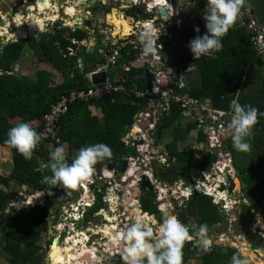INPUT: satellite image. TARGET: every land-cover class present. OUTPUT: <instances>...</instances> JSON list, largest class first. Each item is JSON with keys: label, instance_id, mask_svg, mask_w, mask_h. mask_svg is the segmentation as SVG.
Returning a JSON list of instances; mask_svg holds the SVG:
<instances>
[{"label": "trees", "instance_id": "16d2710c", "mask_svg": "<svg viewBox=\"0 0 264 264\" xmlns=\"http://www.w3.org/2000/svg\"><path fill=\"white\" fill-rule=\"evenodd\" d=\"M20 2L21 0H19ZM192 2L198 10L204 11L206 9L207 0H193ZM99 3L102 5L101 2ZM248 3L255 13V15L253 13L254 17L260 19L259 21L264 27V0H248ZM139 5L132 6L131 10H128V16L136 17L138 15L137 18L143 19V11ZM116 13L115 11L110 12L107 19L119 31ZM184 24L187 27V21ZM54 26H59V23ZM246 29L245 23L231 26L222 38V49L211 57L202 56L199 59H193L188 44L195 36L205 34V25L202 26L201 34L195 33L192 29H183V31L172 29L171 41L163 40L165 46L170 49L171 63L179 68L190 64L195 67L194 71L186 77V84L188 85L183 92L187 91L189 96L201 101L208 99L210 107L225 112H230L229 104L234 98L238 99L241 105H251L256 107L259 112H264V68L262 65L264 55L258 52L254 44L256 33L254 31L246 32ZM85 37L86 33L83 30L76 29L69 33L67 29L57 30L55 27L52 31L38 36L37 46L43 54L40 60L49 64L62 75L63 81L59 85L51 84L52 74L48 71H38L35 74V79L25 75L17 78L13 75L15 72L13 64L20 60L29 39L26 40L27 38H25L6 44L0 43V146L3 147L0 148V151L7 157L8 152L4 148L9 149L12 165L9 174L0 177V185L3 186L0 188L1 247L8 264H42L41 245L44 242L50 243L41 237V232L46 228V217L49 212L48 203L50 202L45 201L43 205L36 204L31 209L22 207L21 210H16L12 208L6 212L10 194L5 190L11 189L10 182H13L14 185L17 183L16 185L20 188L26 187L27 191H43L49 199L57 193L52 192L54 186L44 182V176L51 175V173L47 168L42 169L41 165L48 163L49 153L55 147L61 145L65 147L66 158L70 163L81 147L95 143L107 144L112 150V157L98 163L95 168H100L109 161L130 155V150L121 139L131 125L134 114L139 110L140 101L123 97L119 93L94 102L95 108L101 112V118L92 115L90 103L78 101L72 103L60 122L58 134L60 143H55V138L51 137L50 141L53 144L51 148L41 144L39 150H34L31 160H25L14 148H10L4 143L7 138L6 133L12 126L21 121L33 124L47 111L50 102L56 100L58 96L66 94L74 88L84 90L88 86L85 74L92 70L97 63L102 62L98 51L95 49L87 51L85 47L72 46L71 48L76 50V55L69 57L66 54L70 39L81 42ZM126 53V50H122L117 63L119 67L133 59L132 55L128 56ZM78 59L82 64L81 71L76 66ZM137 69H132L130 75L144 71V67ZM191 74L197 75V83L189 78ZM246 77H252V82L245 83ZM135 82L139 88L143 87L142 80ZM18 117L20 120L17 123H11L14 118ZM181 118V111L177 109L176 105H173L170 114L165 116L159 125H156L154 132L156 139L165 136L163 132L165 130L166 136L172 135V137L170 136L172 141L166 146L167 161L170 163L169 168L171 169L168 168L161 172V177L169 184L188 175L190 167L195 164L194 154L197 153V161L202 159V164L205 163L204 160H209V162L212 160L211 157H199L200 151L197 150L179 151L177 149L178 142L183 141L186 136L185 130H183L184 134L173 130V124L175 122L180 123ZM35 130L38 133V129L35 128ZM226 131L228 134L231 133L228 129ZM248 139L251 144L250 152L235 150L230 136L224 149L229 151L233 158V166L239 180L244 185L242 190L246 198L248 200L256 198L259 203V201H264V116H258V122L253 126L251 137ZM198 142L204 146L205 136L202 133L198 135ZM174 163L176 168L172 169ZM198 165L202 167L199 163ZM230 185L233 186L232 183ZM198 188L199 191H202L201 193L214 195L217 196L216 199H219L218 188L211 193H207L200 186ZM98 200H101L99 196ZM258 203H254L255 208ZM101 205L99 201L93 210L95 211ZM216 207L211 203L210 197L193 194L190 199L179 206V212L176 216L181 223L187 226L189 223L195 224V230H189L190 235L193 236L201 224H206L210 237L211 228L223 221L222 215ZM242 208V215H251L248 207L242 205ZM141 210L144 213L158 214L156 205L152 203L149 193L141 198ZM55 213L58 217L59 212ZM9 214L13 215L11 223L4 219ZM91 215V212H87L85 221L89 220ZM159 219L161 221V218ZM225 246L217 245L213 240L209 251L203 252L201 246L194 247L192 241H187L183 248V264L191 259H196L200 262L199 264H232V257L236 250ZM119 258L121 257L113 260L114 264H124L123 260Z\"/></svg>", "mask_w": 264, "mask_h": 264}, {"label": "clouds", "instance_id": "9594fccd", "mask_svg": "<svg viewBox=\"0 0 264 264\" xmlns=\"http://www.w3.org/2000/svg\"><path fill=\"white\" fill-rule=\"evenodd\" d=\"M244 2L245 0H207V6L202 16L206 32L202 36H195L188 44V48L193 59H199L202 56L211 57L222 49V38L236 21ZM194 31L199 32V28H195ZM41 34L42 33H40V35ZM158 36L153 35L152 29H149L147 32L139 36V40L141 41V60L149 57L155 52L154 45L157 42ZM157 53L158 52H156V55ZM229 108L230 120L228 122V130L231 132L232 145L234 149L239 152H250L251 144L248 138L252 134L253 126L258 122V116H264V112H259L256 107L251 105H241L238 99L235 98L230 101ZM42 135V133H37L30 122L21 121L7 131V138L4 143L10 148H14L16 152L25 160H31L33 158L34 150L42 139ZM111 157L112 150L107 144L95 143L78 149L75 156L69 163L66 158L65 147L63 145L55 147L49 153L48 163L46 165H41L42 169L47 168L51 173V175L44 176V182L52 186L58 185L63 189L74 190L85 182H90L92 175L97 170L98 175L101 178L100 182L103 184V193L98 194V196L101 198L102 195L106 193L104 199L115 203L116 196L114 194V190L109 188L108 182L113 184L121 177H124L126 179L125 183H131L132 181H135V178L133 173L128 168V163L123 173L118 172L116 168H112L111 170L107 169V165L109 163L116 160H125L123 159L124 157L109 161L106 166L95 168V165L106 159H110ZM137 174H139V178L141 179L140 181H142V178H147V180H149L148 178L150 174H148L147 177L146 174L142 173V171ZM231 183L234 185L232 181ZM110 187H113V185ZM196 187L199 189L198 184ZM172 191L179 193V191H183V188L182 190L174 189ZM186 191L188 195L192 194L189 188H187ZM152 192H154V195L160 201L168 199L167 194H165V196H163V192L158 194L157 188H155ZM29 194L33 196L36 195L34 193ZM218 195L222 197L221 199H218V204L219 202L221 203L220 207H222L221 210H223L225 203L228 204V201H226L228 193L221 192ZM98 196L95 200H89L85 197L83 198V201L78 199L76 202L77 204L72 205L71 207H69L68 204L65 205L64 209L58 216L59 218L57 216H53V211H51L52 208H50L46 217V228L41 233L46 232V230L50 228L53 232L58 233L57 236H59V239L57 238V243H65L67 237L70 239L74 238V229L80 222L82 214L86 212L92 204H95L96 206V204L99 203L100 200H98ZM32 200L35 201V204H26L30 205L31 208H33L36 204H45V201H47L45 198L42 200ZM160 207L161 209L164 208L163 205ZM105 208L108 210L107 213L103 211L104 208L99 207L95 211L92 210V215L93 218L98 219L99 225L104 223L108 226L109 221H107V219H109L111 223H114L111 216L114 217L116 213L115 211L111 212L108 206H105ZM100 210H102V212H100ZM53 222H55L54 229L50 227ZM120 223L121 222L116 223L118 224L117 226L120 230L118 233L115 232V234H117L113 240V244L118 247L120 255L113 254L110 256V259L106 258L108 260L107 264H109L112 259H116L118 257H121L124 264H183L184 244L186 241L194 239L193 235H190L189 233L188 226L181 223L176 215L171 214L168 211L162 212V220L159 222L153 215L137 212L132 222L126 227L122 228ZM98 228L102 230V227L98 226ZM111 231L113 230L109 231L110 234ZM208 231V226L206 224H201L195 233V236L199 238L200 246L203 252L209 251L212 243L208 236ZM98 232L99 231L95 232L93 235L96 244L95 246L99 249H105L104 244L110 245L111 243V240L108 239L110 234L108 233V235H102L100 234L101 232ZM43 238L45 239V237ZM49 239L54 238L50 237ZM68 241L69 240H67V242ZM45 243L46 246L43 247L42 244L41 247L44 251H46V248L48 247V252L52 244L51 240L49 244H47V242ZM102 243L103 247L101 246ZM113 244L110 246H113ZM92 248L93 246L86 247L84 250V255L88 256L91 260L92 254L88 255L86 252ZM107 253L108 252H106V254ZM102 264L104 263L102 262ZM232 264H247V261L245 259L238 258L237 256H233Z\"/></svg>", "mask_w": 264, "mask_h": 264}, {"label": "built area", "instance_id": "2783aa9c", "mask_svg": "<svg viewBox=\"0 0 264 264\" xmlns=\"http://www.w3.org/2000/svg\"><path fill=\"white\" fill-rule=\"evenodd\" d=\"M159 1H161L160 4L155 5L153 4V0H148L143 8L144 14L150 18L149 22L146 23V21L140 20L137 18L139 17L138 15L136 18H126V22L129 23V26L127 33L124 35L122 29L120 28L119 31H117L115 26L107 19L108 15L103 13L98 19L94 20L88 39L83 38L81 42L75 39L69 40L70 45L66 48V54L68 56L73 55L71 50L72 46H85L87 51H91L92 49L98 51L102 62L98 63L96 69L88 75L90 76L91 74L103 72L105 74V81L97 85H90L86 90H70L66 94L58 96L56 100L51 101L47 111L40 117L38 125L36 126L38 133L43 134L41 142H46L53 137L55 138V143H60L58 138L60 122L72 103L76 101L87 103L92 99L104 98L119 93L123 97L140 101L139 110L134 114L133 121L122 139L126 147L130 149V155L123 159L127 161L128 168L133 173L135 180L139 178V174L137 173L141 172L145 167L148 168L147 166L150 161L166 166L163 156H153V146L155 143L153 131L156 125H159L162 119L170 114L173 105H176L177 109L181 111L182 117L192 121L196 125V129L200 130L205 135L209 147H220V139L226 135L229 136L225 129V125L230 120V112L211 108L208 100L201 101L189 96L187 91L183 92V90L186 89L185 74L194 70L193 64L185 68H179L173 63H170L169 53L167 57L160 56L164 48L167 47L163 40L166 39L171 41L173 37L172 29L183 31V29H195L197 25L194 22L192 23V21L183 20L180 17L173 0ZM137 3L138 1H134V4ZM122 4L125 5V8L135 6L131 3L126 5V0H123ZM50 5L51 8L49 10L55 8L61 11L59 9L63 8L62 6L56 8L54 4ZM141 5H144V1ZM160 7L166 10L165 15H160L158 13V8ZM53 11L55 13V10ZM61 12L63 13V9ZM185 21H187V27L184 26ZM54 27L57 30L67 29L69 33L76 30V26H69L67 23L54 26L48 20L44 23L43 28L44 30L49 28V30L52 31ZM149 29L153 30L154 36H158L159 31L160 35L154 45L155 52L149 57L141 60V41L139 40V36ZM122 50H126V55H132L133 59L128 60L126 63H123L120 68L116 69ZM156 52H158V56ZM139 62L146 63L145 69H147L154 78L150 89L146 87V75L144 71L136 75H130L131 70L135 69L132 65ZM77 64H80V59L77 60ZM136 80L143 81L142 88L138 87L135 82ZM93 176H96L99 181H101L97 170ZM230 177L231 179L235 178L233 174H230ZM125 180L124 177H121L113 184L108 182L109 187L113 185L116 191H118L120 202L125 200L124 191L122 190L121 192ZM102 186L103 184L101 183L98 194L103 193ZM157 190L163 192V196H165L166 193L162 189L157 188ZM184 191L185 189L183 187V192ZM32 199L42 200L43 197L37 194L33 196L31 194L21 193L20 200L22 203L13 204L10 199H8L6 212H9L12 208L21 210L22 206L28 204ZM16 205L19 206L17 207ZM100 212H102V210H100ZM111 212H113V210H111ZM119 212H121V209H119ZM122 217L126 218L123 212L120 213V218ZM111 219L116 221V218H113V216H111ZM107 221H109V230H120L117 226L118 224H115V222L111 223L109 219H107ZM115 232L118 233L119 231ZM57 238L59 239V236H57ZM67 240H70V238L67 237L65 242H67ZM113 240L114 238L110 245L113 244ZM110 245L104 244L105 249H102L104 255L106 258L108 257V259H110V256L113 254L120 255L118 247L114 244L113 246ZM106 252L108 253L106 254Z\"/></svg>", "mask_w": 264, "mask_h": 264}, {"label": "rangeland", "instance_id": "374dc122", "mask_svg": "<svg viewBox=\"0 0 264 264\" xmlns=\"http://www.w3.org/2000/svg\"><path fill=\"white\" fill-rule=\"evenodd\" d=\"M91 1H94V2L91 3ZM122 1L123 0H48L49 5L54 4L56 6V8H59L60 6H62L63 8L59 9L61 11H62V9L68 8L69 10H71V8H73L74 16L71 19H68L67 21H65L61 17H59L57 20L49 19L47 17L48 15L45 14L46 12L51 13V10H49V8H45L44 9L45 12H39L38 7L36 6L37 0H21L20 3H19V0H0V43L4 44L8 40V36L6 34L2 36L1 33L4 30V28H6V30L9 32L11 30L10 28L13 29V27L15 25L14 19L18 14H19L18 17L21 19V21L26 20V22H27L26 18L28 16V14L33 13V14H36V16L38 18L43 19V21H42L43 24L46 22V20H48L53 25L65 22L69 26H74V25L78 24L75 22V20L78 18L81 19V22L79 23V25H82V22H84L86 20L90 21V23H94V20L98 19L103 13H106L108 15L110 12L115 11V13L117 12L115 15L116 20H118L119 25H121V22H122L121 20H126V18L128 17V10L125 9V5L122 4ZM246 1L248 2V0H246ZM95 2H97V3L95 6H93ZM99 2H101L102 5ZM77 3H79V4H77ZM144 3H146V0ZM184 3H186V5L187 4L189 5L191 2H190V0H184ZM174 4H175V8L178 6L177 8L181 9L178 1L174 0ZM126 5H128L127 2H126ZM21 7L23 9H21ZM32 7L35 8L36 10L33 11V9H31ZM50 7H51V5H50ZM92 7H95V8L92 9ZM183 9H184V6L182 7V11H180V10H178V11H179L180 17L183 18L184 20L186 19V17H189L190 19H192V23L193 22L198 23V22L203 21L202 16H203L204 11L199 10L197 17H194V12H195V9H197V8H195L193 5L191 6L189 12L183 11ZM54 10H56V9H54ZM250 10H252L251 6L245 7V5L242 4L241 12H240L239 16L237 17L236 21L234 22V24L232 26H237L239 24L242 25L243 23H245L246 27H248L250 25L251 21L254 20V15H255V13H254V15L250 14ZM186 15H188V16H186ZM245 18H247L246 20H248V23L246 22ZM140 20H146V17H144L143 19L140 18ZM125 26H126V28L128 27L127 22H126ZM20 27H22L23 30H27L26 37H28V38L26 40L29 39V41H28V43L24 49L23 56L20 58L19 61H17L14 64V67H13L14 70L19 72V74L21 76L23 74V75L28 76L29 78H32V79H35V74L38 71H45V72L48 71V73L50 72L52 74L51 84H53V85L54 84L55 85L61 84L63 81L62 75L59 72H57L56 70H54L49 64L43 63L40 60V57L41 56L43 57V54H41L40 49L37 46V39H38V36L40 35V33L43 34V33L50 32L49 28H47V30H44V28H43L42 29L43 31L42 30L38 31L36 29V27L31 28L32 26L30 27L29 25L27 26L23 23L21 24ZM127 31L128 30H125L124 34H126ZM249 31L252 32L254 30L250 29ZM30 32H32V33H30ZM33 33H35L36 35L33 36ZM87 36H90V35L86 34V37ZM260 52L261 53L264 52V43L262 44V47L260 48ZM169 60H171V57ZM170 63H171V61H170ZM262 63H263L262 65L264 68V62H262ZM118 68H120V67L117 66L116 69H118ZM189 78L192 79V81L194 80L195 83L198 82V77L195 74H191L189 76ZM251 82H252V77H246L245 78V83H251ZM98 110L99 109L91 106L92 115L96 116V114L98 113ZM19 120H20L19 117L14 118L11 121V123H17ZM31 125L34 128H36V126L38 125V121L37 120L34 121V123L33 124L31 123ZM182 127H183V122H181L180 125L173 126V130L178 131L180 134L181 133L184 134ZM165 132H166V130H165ZM171 132H173V131H171ZM229 135L231 138V133H229ZM170 136L172 137V135H170ZM170 136H168L165 139V141H167L168 139H171ZM196 138L197 137H195L194 134H193V136L192 135L188 136L187 140L184 141L183 145L178 144L179 150H181V151H187V150L200 151L201 155L199 154V157L206 156L207 158H210V157L212 158V156L215 155V159L219 158L220 161L224 164V167H227V165H228L227 159L226 158L223 159L222 156L217 155V154H219L221 147L217 148L215 151H213V150L210 151L209 149H207V145L205 147V145L203 146L202 144L197 143V141H195ZM122 142H123V140H122ZM8 154H9V157L8 156L5 157V155H3L2 152L0 151V177L7 176L11 170L12 165H11V157H10L9 151H8ZM196 154H194V156H193L195 164H193L190 167L188 175L185 178H179L177 180V182L171 187L167 183L159 182L155 170L156 169L158 170L160 168L154 167V170L151 171V168H150L151 164H148V166H147L148 168L145 167L142 170L143 174L148 175L149 173H151L149 175L148 179L150 181L149 183L152 185V190L155 188L160 189V187H163L165 189V192L167 193L169 200L165 199L162 204H163L164 208L166 209V211L170 212L171 214L176 215L179 212V210H178L179 206H181L182 203L185 202L181 198V194H184V193L188 194L186 191V189L188 187L191 186L193 188V191H191V192H193L191 194V196L194 193H196L195 191H197L199 194H204V193H201L202 191H199V189H197V187H196L197 184H198V187L200 186V187H202V189H206L207 186L209 188H212V189L206 191L207 193H211L215 189V185L219 186V182L222 181V179L220 178L221 175L218 172L216 175V177L218 176L217 184H214L216 179L211 178V179H209V181L206 180L207 177L205 175H203V173H207V171H204L205 170L204 168H208V166H210V165H208L207 167H203V169L201 166H199V165L197 166L198 163L200 165H202V159L200 161H197L196 160ZM4 159H7V161L6 162L3 161ZM204 162H205V160H204ZM221 162H218V164L222 165ZM106 165H107V163L104 166H106ZM154 165H157V164L154 163ZM165 165H166L165 167L167 169L170 167V163H168V161H167V163H165ZM173 165L174 166L172 167V169H175L176 168L175 163ZM169 169H171V168H169ZM181 171H183V170H181ZM140 180H141L140 178L135 180V183H136L135 189L137 186H139V184L142 187H146L143 185V181H140ZM146 180H147V178H146ZM231 181L234 183V185L232 187H230L229 180L226 178L225 182L227 185L217 189V192H219V193H221V192H227L228 193V198L226 199V201H228V204L225 203V205L223 206L224 207L223 210H221L222 207H220L221 203L219 202V204H218V198L216 199L215 198L216 196L214 197V199L212 198L211 203L216 204V206H217L216 209L218 210L220 215H222L223 221L220 224H217L211 228L212 231L210 233L211 236L209 238L211 239V241L215 240V243L217 245H224L229 240L233 242L232 246H234V247L236 245H239V244H244V247L247 248V252L250 250L252 252V255H255L256 259L258 258V262L255 261L256 259L253 260L251 258V256L249 255L250 251L248 252L249 254L247 255L245 251H244V253H242L239 249V251H237V253L234 254L233 256H237L238 258L245 259L247 261V264H264V232L259 227V223L264 225V201H259V203H258L256 198H253L255 200L246 199L238 176H235V178L231 179ZM236 182L239 185L238 187L235 185ZM90 183L92 185L89 184L88 186H86V188H87L86 192L90 191L89 196L87 195V193L84 194V191L81 190L80 188L74 189V191L72 193H66L65 191H62L60 194L57 193V194L52 195L49 199L46 196L44 197L43 194H41V195L43 198L50 200V203H48L49 211H50V208L54 209V207H60V209L62 211L64 209V206L68 204V203H66V201L69 203H73V202H75L76 198H79V200L83 201L84 197L89 199V200H95L97 198L98 190L101 188V182L99 181V179L96 176H93L90 179ZM82 185H84V184H82ZM10 186H11V189L8 191L6 189L5 191L8 194H10L9 199L13 204H18V202H17V201H19V200H17L18 193H26V194L34 193L33 191H31V190L27 191L26 189H24L25 192L22 191L23 189L18 187V185H16V184L14 185L13 182H10ZM108 186H109V184H108ZM127 186H126V188H127ZM183 186L185 189L184 192L179 191V193H175L172 191L174 189L175 190H179V189L182 190ZM1 187H3V186L0 185V188ZM158 192L160 193L161 191L158 190ZM217 192H216V195H217ZM198 193H196V194L198 195ZM129 194H132V193L129 192ZM125 195H126V192H124V196ZM129 197L132 198V195ZM218 197H219V199H221L219 195H218ZM54 198H55V202L53 201ZM135 198H137V197H135ZM29 199H30V197H29ZM60 199L62 200L61 202H59ZM189 199H190V197H189ZM223 199H225V198H223ZM34 202H35L34 200L29 201V203L32 205L35 204ZM254 203H258L256 208H255ZM114 204L115 203H113V207H114ZM40 205H43V204L41 203ZM242 205H245L246 207H248L250 209L249 210V212L251 214L250 216H246L244 214L242 215V213H241L243 211ZM16 206L18 207L19 205H16ZM23 208H25V209L30 208L31 209L30 205H23ZM123 211L126 212V209H123ZM87 212L88 211H86L82 214L81 223L79 224V226L75 227L74 232L79 233V234L84 236V238L86 240V241H83L85 248L93 246V248L91 250H88L86 252V254H88V255L92 254L91 255L92 260L89 259V257L85 256L84 254H83L84 258L81 257V259H78V260L83 259L82 260L83 262L81 261V264H102V262L104 263V259H106V256L102 252V249H99L95 246L96 244H95V240L93 237L95 232L99 231L100 229L96 227L94 219H93V215H91V218L89 220L85 221L84 218H85V214ZM4 219H5V221H8L11 223L13 220V215L9 214V215L5 216ZM159 221H160V219H159ZM97 223H98L97 226L102 227V230L99 231L98 233L101 232L100 234L105 235L104 229L107 228L108 226L105 225L104 223L99 225V221H97ZM115 224H116V221H115ZM188 228H189V230H195V224L189 223ZM218 229H219V231H218ZM49 230L48 231L46 230V233L48 234V236L50 235L49 233L54 234V237L50 235V237L54 238V239H48V241L51 240V243L53 245L51 244L48 252H47L48 247L46 248V251H44L43 248L41 247L42 251L40 253L43 255L42 264H50L51 259L54 256V251H55V249H57V246H58L57 237L55 236L58 233H53L52 231H49ZM115 231H119V229L111 231V234L113 236L110 235V237H108L109 240L112 241V239L116 237ZM44 236H45V233H41V237L43 238ZM193 237H194V239L191 240L193 243H195L197 240H199V238H197L196 236H193ZM1 244H2V234L0 232V264H8V262L6 260V255H5V253L1 247ZM63 244H65V243H61L60 246H63ZM262 245H263V247H262ZM45 246H46V243L44 242L43 247H45ZM101 246L103 247V243L101 244ZM96 258L99 259L100 262H95ZM113 260H115V259H112V261L109 262V264H114ZM186 264H198V261L196 259H191Z\"/></svg>", "mask_w": 264, "mask_h": 264}, {"label": "bare ground", "instance_id": "6f19581e", "mask_svg": "<svg viewBox=\"0 0 264 264\" xmlns=\"http://www.w3.org/2000/svg\"><path fill=\"white\" fill-rule=\"evenodd\" d=\"M134 1H138V3L137 4H143V1L145 2V0H126V2L127 3H131V4H133V5H137V4H134ZM193 1V0H192ZM147 2H148V0H146V3H144V5H141V9H142V11H143V8L145 7V5L147 4ZM153 4H155V5H159L160 4V2L161 1H159V0H153ZM190 2H191V0H190ZM96 3V2H95ZM94 3V4H95ZM191 3H193V2H191ZM77 4H79V3H77ZM152 4V5H153ZM36 6L38 7V11L39 12H45V8H51L50 7V5H49V2H48V0H37V3H36ZM249 7H250V4H249ZM131 8L132 7H129V8H125V9H127V10H131ZM21 9H23L22 7H21ZM26 9V8H25ZM31 9H33V11H35L36 9L35 8H31ZM55 9V8H54ZM53 8L51 9L52 10V12L50 13V12H46L45 14H47L48 16V18L49 19H52V20H57L59 17H61L62 18V16H59L58 15V13H59V11H57V9L55 10V13H54V10ZM158 9H164V8H162V7H160V8H158ZM165 10V9H164ZM166 11V10H165ZM251 11V10H250ZM252 11H253V9H252ZM23 13V12H22ZM63 13L65 14V15H67V18L66 19H63V20H65V21H67L68 19H71L73 16H74V11H73V8H71V10H69L68 8H66V9H63ZM254 13V12H253ZM143 15H144V17H146V20H142V21H146V23L147 22H149L150 21V18L146 15V14H144V12H143ZM186 16H188V15H186ZM128 17H131V16H128ZM127 17V18H128ZM132 17H135V16H132ZM136 18V17H135ZM27 22H24V24L25 25H29L31 28H34V27H36V29L39 31V30H42L43 29V27H44V24L42 23V21H43V19L42 18H38L37 16H36V14H33V13H30V14H28V16H27ZM183 19V18H182ZM184 20V19H183ZM185 20H189L190 22L192 21L189 17H186V19ZM256 20H257V22H256ZM14 21L15 22H17V24H18V27L16 28V26L14 25V27H13V29L12 28H10L11 30H10V32L9 31H7L6 30V28H4V32H3V34L5 35H7L8 36V40L6 41V43H8V42H13V40L14 41H19V40H15L16 38H20V40L21 39H25V38H27L26 37V32H27V30H23L22 29V27H20L21 26V24L23 23V21H21L20 20V18L19 17H15V19H14ZM122 21V20H121ZM248 20H246V22H247ZM258 18L257 17H254V20H252L251 21V23H250V25L247 27V29L246 30H248V32H249V30L250 29H253L254 30V32L256 33V35H255V37H254V44H255V46H256V48H257V50H258V52L260 53V54H262V55H264V52L263 53H261L260 52V48L262 47V44L264 43V39H263V37H262V35H263V33H264V29L261 27V28H259V26H258ZM65 22H62V23H59V26L61 25V24H64ZM125 23H126V20H123L122 22H121V26H122V28L124 29V30H126V28H125ZM196 25H197V27L199 28V32H195V33H197V34H201V31H202V26L203 25H205L204 24V22H203V24H201V22H198V23H195ZM260 24H261V22H260ZM55 25V24H54ZM262 25V24H261ZM6 26V25H5ZM73 27H75V26H73ZM15 28V29H14ZM76 29H78L77 27H76ZM192 30H194V29H192ZM25 31V32H24ZM258 31H260L261 33L260 34H257V32ZM33 32V31H32ZM32 32H30V33H32ZM87 33V32H86ZM2 34V33H1ZM90 34V30H89V33H87V35H89ZM124 34V33H123ZM25 35V36H24ZM3 36V35H2ZM28 36V35H27ZM88 39V38H87ZM6 43H4V44H6ZM85 47V46H84ZM86 48V47H85ZM71 50H72V52H73V55H71V56H75L76 55V50L74 49H72L71 48ZM70 57V56H69ZM141 63H143V65L141 66V67H144V72L145 71H148L147 69H145V67H146V63L145 62H141ZM97 65H98V63L95 65V67L92 69V70H90L88 73H86L85 74V79L87 80V82H88V86L84 89V90H86V89H88L89 87H90V85H97V84H100V83H96V84H93L92 83V81H91V76L92 75H95V74H99V73H95V74H91L90 76L88 75L89 73H91L93 70H95L96 69V67H97ZM77 66V68L81 71L82 70V64H77L76 65ZM186 67H188V66H186ZM183 68H185V67H183ZM194 69H195V67H194ZM194 71V70H193ZM193 71H191V72H193ZM149 72V71H148ZM191 72H189V73H187V74H185V85H187L186 84V77H187V75L188 74H190ZM14 73H17L18 75H19V77H17V78H20L21 77V75L17 72V71H15ZM14 73H13V75H14ZM89 76V77H88ZM72 90H74V91H81V90H77V89H72ZM100 99H102V98H99V99H92V100H90V101H88L87 103H90L91 104V106H93V107H95L94 106V102H96V101H98V100H100ZM77 102V101H76ZM78 102H80V101H78ZM83 103V102H82ZM212 108V107H211ZM215 109V108H214ZM182 120H183V122H184V125H185V127L187 126V125H189V124H193V126H194V128H193V134H194V136L195 137H197L198 135H199V133H202L200 130H197L196 129V125L192 122V121H190V120H188V119H185L184 117H182ZM225 129H228V122L226 123V125H225ZM154 132H155V130H154ZM59 134V133H58ZM203 134V133H202ZM204 135V134H203ZM155 136V135H154ZM205 136V135H204ZM230 136V135H229ZM229 136H224V137H229ZM223 137V138H224ZM223 138H221V139H223ZM221 139H220V147L222 148L223 147V144H222V142H221ZM60 141V140H59ZM52 142L50 141V140H48V141H46V142H41L40 141V143L37 145V147H36V150H39V146L41 145V144H44L46 147H51L53 144H51ZM205 147H206V145H207V149H209L210 151H212V150H216L217 148H220V147H209V145H208V142H207V139H206V137H205ZM156 148H158V146L157 145H155V143H154V146H153V149H156ZM160 152H162V153H156V151H154L153 150V156H156L157 154L158 155H160V156H163L164 157V159H165V163H167V160H168V151H167V149H166V147H164V148H161L160 149ZM217 155H219V156H222L223 157V159H227V162H228V165H227V167H224V164L220 161V159L219 158H216L215 159V161L212 163V165H211V167H210V171L208 172V173H205V174H203V175H205L206 177H207V179L206 180H208L209 181V179H211V178H213V179H216L215 180V183L214 184H217V179H218V176L216 177V175H217V172L221 175L220 176V178L222 179V181L221 182H219V186L218 185H215V189L216 188H221V187H224V186H226L227 184H226V178L229 180V185H230V183H231V177H230V174H233L234 176H237V174H236V171H235V169H234V166H233V161H232V157H231V155L230 154H228V153H219V154H217ZM218 162H221L222 163V165H219L218 164ZM149 164H154V161H150L149 162ZM227 168V169H226ZM226 174H225V173ZM211 177H210V176ZM147 176V175H146ZM92 177H93V175H92ZM205 179V178H204ZM149 181V180H148ZM240 181V180H239ZM150 182V181H149ZM89 184H91L90 182H85L84 183V185H80V186H78L77 188H80L81 190H83L84 191V194H86L87 193V195L89 196L90 195V191H88V192H86V190H87V188H86V186H88ZM200 184V183H199ZM240 184L242 185V186H244L242 183H241V181H240ZM92 185V184H91ZM190 185V184H189ZM206 185V184H205ZM235 185L238 187L239 185H238V183L236 182L235 183ZM56 187V188H55ZM230 187H231V185H230ZM54 188H55V190H54ZM86 188V189H85ZM190 188H191V191H193V188L190 186ZM22 189V188H21ZM25 189H26V187H25ZM60 189H62V190H60ZM160 189H162L164 192H165V189L163 188V187H160ZM210 189H212V188H209L208 186H207V188L206 189H204L205 191H207V190H210ZM215 189L213 190V191H215ZM22 191H24L25 192V190H22ZM30 191V190H29ZM62 191H65L66 193H72L74 190H72V191H69V190H67V189H63V188H61L60 186H54L53 187V189H52V192H56V193H58V194H60ZM34 192V194H39V195H41V194H43L44 195V197L46 196L45 195V193L43 192V191H33ZM196 193H198L197 191H195ZM166 193V192H165ZM193 193V192H192ZM196 193H194V194H196ZM133 194V193H132ZM167 194V193H166ZM198 195H205V196H208V197H210L211 198V201H212V197L211 196H209L208 194H199L198 193ZM42 196V195H41ZM97 196H98V194H97ZM127 194L125 195V200H126V202L129 200V198H127ZM17 200H20L19 198L21 197V193H18V195H17ZM189 197H191V195H188V194H181V198L184 200V201H187L188 199H189ZM222 198V197H221ZM133 201V200H132ZM123 203V202H122ZM183 204V203H182ZM131 206V205H130ZM215 206H216V204H215ZM125 207V206H124ZM135 208H136V204H135ZM129 211V210H128ZM163 211H166V209H164ZM131 212V214L132 215H135L137 212H139V211H137V212H135L134 210H131L130 211ZM135 213V214H134ZM142 213H144V212H142ZM259 227L262 229V231L264 232V225H262L261 223H259ZM99 231H101V230H99ZM109 228L107 227V228H105L104 229V234H106V235H108V233H109ZM74 234H75V237L74 238H71L68 242H65V244H63V246H57V249H55V251H54V256L52 257V259H51V262H50V264H81V261L83 260H78V259H81V257H83L84 258V256H83V254L85 253V247H84V242L83 241H86L85 240V238H84V236L83 235H81V234H79V233H76V232H74ZM110 234V233H109ZM111 235V234H110ZM74 240V241H73ZM73 241V243H71ZM232 241H227L226 242V244H224V245H226V246H228V247H230V246H232ZM243 243V242H242ZM216 244V243H215ZM53 245V244H52ZM235 247H237V248H239L240 249V251L242 252V253H244V251L246 252V254L248 255L249 253V251L247 252V248H245L244 247V244H239V245H236ZM250 256H251V258L254 260V259H256V256L255 255H252V252L250 251V254H249ZM256 262H258V260L256 259L255 260ZM83 262V261H82ZM95 262H100V260L99 259H97L96 258V261Z\"/></svg>", "mask_w": 264, "mask_h": 264}, {"label": "crops", "instance_id": "0c3cea01", "mask_svg": "<svg viewBox=\"0 0 264 264\" xmlns=\"http://www.w3.org/2000/svg\"><path fill=\"white\" fill-rule=\"evenodd\" d=\"M175 1H178L179 2V6L181 7V9H179V8H177V11L178 10H180V11H182V7L184 6V9H183V11H188L189 12V10H190V8H191V6L193 5L192 3H190L189 5L187 4L186 5V3H184V0H175ZM173 2H174V0H173ZM175 5V4H174ZM179 12V11H178ZM198 12H199V10L198 9H195V12H194V17H197V14H198ZM188 14V13H187ZM192 20V19H191ZM195 20V19H194ZM118 21V20H117ZM123 21V20H122ZM196 21V20H195ZM119 22V21H118ZM203 22L204 21H201V24H203ZM256 22H257V20H256ZM262 24V23H261ZM125 25H126V23H125ZM127 26H129V23H127ZM119 27L122 29V33H124V29L122 28V26L121 25H119ZM125 28H126V26H125ZM262 28L264 29V27H263V25H262ZM126 30H128V27L126 28ZM86 33V32H85ZM87 34V33H86ZM262 37H263V39H264V33H263V35H262ZM28 38V37H27ZM24 53V52H23ZM22 56H23V54H22ZM21 56V57H22ZM77 65V64H76ZM13 67H14V64H13ZM19 73V72H18ZM23 75V74H22ZM205 100H208V99H203L202 101H205ZM209 101V100H208ZM96 116L98 117V118H101L102 117V115H101V112L98 110V113L96 114ZM181 122H183V120H182V118H181V121H180V123H177V122H175L174 124H173V126H175V125H180L181 124ZM193 124H189V125H187L186 127H185V125H184V122H183V127H182V129L183 130H185L186 131V136H185V138L183 139V141H181V142H178V144L179 145H183L184 144V141L185 140H187V138H188V136H190V135H192L193 136V126H192ZM155 130V129H154ZM164 132V134H165V136H162L161 138H159V139H156V137L154 136V131H153V136H154V139H155V145H157L158 146V148H156V149H154V151H156V153H162V152H160V149L161 148H164V147H166L171 141H172V139H168L167 141H165V139L168 137V136H166L167 134H166V132L165 131H163ZM229 139V137H224L223 139H221V142H222V144L224 145V144H226V142H227V140ZM195 141H197V143H199L198 142V136H197V138L195 139ZM177 144V149L179 150V145ZM225 146V145H224ZM224 146L221 148V150L219 151V153H228V154H230V152L229 151H226L225 149H224ZM0 148H3V147H1L0 146ZM7 152L9 151V149L8 148H4ZM180 151V150H179ZM213 151H215V150H213ZM9 153H10V151H9ZM157 154V155H158ZM8 157H9V154H8ZM10 157H11V153H10ZM3 161H7V160H3ZM215 161V155L214 156H212V160L209 162V160H205V163H203L202 164V169H203V167H207L208 165H210V166H208V168H204L205 170L204 171H207V173L210 171V167H211V165H212V163ZM154 167H156V168H160V169H156L155 170V172H156V175H157V178H158V180H159V182H161V183H167L170 187L171 186H173L175 183L173 182L172 184H169L167 181H165L162 177H161V172H163L165 169H167L165 166H162V165H159V164H157V165H154V164H152L151 166H150V168H151V171H153L154 170ZM164 168V169H163ZM149 174H151V173H149ZM203 174H205V173H203ZM146 179V178H145ZM125 182V181H124ZM124 182H123V188H122V190L124 191V192H126V194L128 195L127 196V198H129V200L126 202V200H125V204L124 205H120V195H119V193H118V191H116V189H115V187H109V188H112L113 190H114V194H115V196H116V202H115V204H114V207H113V203H112V201H106L105 199H104V196L106 195V193L105 194H103L102 195V197L100 198L101 200V204H102V208H104V212L105 213H107V208H105V206H108L111 210H113V211H115V215H114V217L113 218H116V223H119V222H122V221H119V220H122V218H120V213L121 212H119V209L123 206H125V208H129V209H131V210H134L135 212H137V211H139V213H142V211H141V198H143L141 195H138V194H136V193H134V192H137V187H136V189H135V181H132L131 183H125L124 184ZM191 184V183H190ZM128 185V186H127ZM126 186H127V188H126ZM241 187H243L242 185H241ZM108 188V189H109ZM107 189V190H108ZM106 190V191H107ZM129 192H132L133 194H129ZM219 193V192H218ZM39 195V194H38ZM132 195V198H130L129 196H131ZM41 196V195H40ZM133 196H138V198L136 199L135 197H133ZM210 196V195H209ZM213 199H214V195H212L211 196ZM217 197V196H216ZM215 197V198H216ZM150 198H151V201H152V203L153 204H155L156 205V209H157V211H158V214L157 215H155V214H150V215H153V216H155V218L157 219V221L159 222V218H161V220H162V215L160 214L161 212H163V210H164V208L163 209H161V205H163L162 203H163V201L164 200H158L157 198H156V196L154 195L153 197H151L150 196ZM245 198H246V196H245ZM247 199V198H246ZM133 200V201H132ZM53 201L55 202V198L53 199ZM62 200L60 199L59 200V202H61ZM111 203V204H110ZM217 203V202H216ZM135 204H136V208H135ZM131 205V206H130ZM213 205H215V204H213ZM116 209H117V211H116ZM52 211H53V216L55 217L56 216V213L55 212H59V214L61 213V209H60V207H54V209H52ZM130 211V210H129ZM146 213H148V212H146ZM135 214V213H134ZM137 214V213H136ZM135 214V215H136ZM149 214V213H148ZM132 215V214H131ZM135 215H132L133 216V218H134V216ZM119 219V220H118ZM115 222V221H114ZM54 226H55V222H53V223H51V225H50V227L52 228V229H54ZM50 228H48L47 229V231L49 230ZM49 231H52L51 229L49 230ZM53 232V231H52ZM43 233H45V241L46 240H48L49 238H50V235L51 236H54V234H52V233H49L50 235L48 236V234L46 233V232H43ZM53 233H55V232H53ZM55 236H57V235H55ZM58 245L60 246L61 245V243H58ZM224 246V245H223ZM225 247H227V246H225ZM119 259H121V258H119ZM198 264H199V262H198Z\"/></svg>", "mask_w": 264, "mask_h": 264}, {"label": "water", "instance_id": "95a60500", "mask_svg": "<svg viewBox=\"0 0 264 264\" xmlns=\"http://www.w3.org/2000/svg\"><path fill=\"white\" fill-rule=\"evenodd\" d=\"M93 2L94 1H91V3H93ZM191 2H192V0H191ZM243 5H245V7H249V3L246 0H245ZM158 13L160 15H165L166 11L164 9H159ZM250 14H253L252 10L250 11ZM58 15L62 16L63 19L67 18V15H64L61 11H59ZM76 23H78V24L80 23L79 19L76 20ZM247 23H248V21H247ZM258 26H259V28L262 27V25L260 24V21H258ZM246 32H248V30H246ZM260 33H261L260 31L257 32V34H260ZM35 35L36 34L33 33V36H35ZM15 40H20V38H16ZM168 53H169V47H165L164 50L161 52L160 56L167 57ZM142 65H143V63L139 62V63H134L132 66H133V68L137 69V68L141 67ZM145 75H146V87L148 89H150L152 81L154 80V78L148 71H145ZM14 76L19 77V75L17 73H14ZM91 81L93 84L104 82L105 81V74L103 72H101L99 74L92 75ZM126 167H127V162L125 160H116V161H113L112 163H109L107 165V169L111 170L112 168H116L117 171L120 173H123L125 171ZM142 181H143L144 186L149 187V185H150L149 181H147L145 178H142ZM55 188H54V190H55ZM188 188L191 190L190 187H188ZM22 189L24 190L25 187L23 186ZM60 190H62V189H60ZM69 191H72V190H69ZM150 196L153 197L154 192H151ZM17 202L20 203L21 200H19ZM160 214L162 215V212ZM198 246H200L199 240H197L194 243V247H198ZM107 263H108V260L106 259L104 261V264H107Z\"/></svg>", "mask_w": 264, "mask_h": 264}, {"label": "flooded vegetation", "instance_id": "af4514ba", "mask_svg": "<svg viewBox=\"0 0 264 264\" xmlns=\"http://www.w3.org/2000/svg\"><path fill=\"white\" fill-rule=\"evenodd\" d=\"M71 6V5H70ZM19 15V14H18ZM18 15L16 16V17H18ZM79 19V21L81 22V19L80 18H78ZM21 20V19H20ZM77 20V19H76ZM76 20H75V22H76ZM24 22H26V20L25 21H23V24H24ZM14 24H15V26H16V28L18 27V24H17V22H15L14 21ZM92 24L93 23H90V21H88V20H86V21H84V22H82V25H79V24H77V25H74V26H76L79 30H83V31H85V32H87V33H89V30L91 31L92 30ZM2 35H4L3 34V31H2ZM90 35V34H89ZM90 36H87V37H85V39H87V38H89ZM123 186V185H122ZM122 188V187H121ZM155 189H153L152 190V185L150 186L149 185V187H142V186H140V184H139V186H137V192H134V193H136V194H138V195H141L142 197L143 196H146V193H149V195H150V193L152 192V191H154ZM121 192H122V189H121ZM132 193V192H131ZM133 197H137L138 198V196H133ZM136 198V199H137ZM79 198H76V200H75V202H73V203H69V202H67L66 201V203H68V206L69 207H71L72 205H76L77 203V200H78ZM48 202H50V200H47ZM125 204V200L123 201V203L121 202L120 203V205H124ZM95 207V204H92L91 205V207H89L88 208V212H91L92 213V210H93V208ZM121 209V212H123V214L126 216V218L125 217H122V222L120 223V226H122V228H124V227H126L128 224H130L131 222H132V220H133V216L131 215V209H129V208H125V207H121L120 208ZM123 209H126V212H124L123 211ZM128 210H130V211H128ZM93 219H95V225H96V227L98 228V226H97V221H98V219L97 218H93ZM81 223V220H80V222L77 224V226H79V224ZM220 246H223V245H220ZM230 248H233V249H235L236 250V253H237V251H239V248H237V247H234V246H231ZM235 253V254H236ZM257 260H258V258H257ZM253 262V261H252ZM200 263V262H199Z\"/></svg>", "mask_w": 264, "mask_h": 264}]
</instances>
